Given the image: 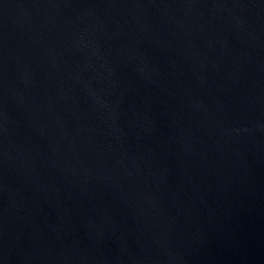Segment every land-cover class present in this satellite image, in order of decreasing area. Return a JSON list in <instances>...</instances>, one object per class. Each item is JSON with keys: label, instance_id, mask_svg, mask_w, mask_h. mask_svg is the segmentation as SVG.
I'll return each instance as SVG.
<instances>
[{"label": "water", "instance_id": "obj_1", "mask_svg": "<svg viewBox=\"0 0 264 264\" xmlns=\"http://www.w3.org/2000/svg\"><path fill=\"white\" fill-rule=\"evenodd\" d=\"M0 264H264V0H0Z\"/></svg>", "mask_w": 264, "mask_h": 264}]
</instances>
